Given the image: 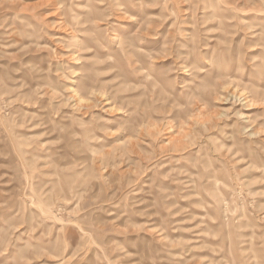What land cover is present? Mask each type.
<instances>
[{
    "label": "rangeland",
    "instance_id": "rangeland-1",
    "mask_svg": "<svg viewBox=\"0 0 264 264\" xmlns=\"http://www.w3.org/2000/svg\"><path fill=\"white\" fill-rule=\"evenodd\" d=\"M0 264H264V0H0Z\"/></svg>",
    "mask_w": 264,
    "mask_h": 264
}]
</instances>
